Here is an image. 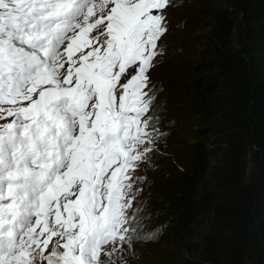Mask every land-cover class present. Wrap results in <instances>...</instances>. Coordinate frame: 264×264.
Listing matches in <instances>:
<instances>
[{
  "label": "snow or ice",
  "instance_id": "snow-or-ice-1",
  "mask_svg": "<svg viewBox=\"0 0 264 264\" xmlns=\"http://www.w3.org/2000/svg\"><path fill=\"white\" fill-rule=\"evenodd\" d=\"M178 0H0V264H127L163 155L151 71ZM162 91V89H161Z\"/></svg>",
  "mask_w": 264,
  "mask_h": 264
},
{
  "label": "trees",
  "instance_id": "trees-1",
  "mask_svg": "<svg viewBox=\"0 0 264 264\" xmlns=\"http://www.w3.org/2000/svg\"><path fill=\"white\" fill-rule=\"evenodd\" d=\"M178 3L168 28L198 33L185 32L184 61L162 62L152 81L160 130L188 134L156 156L149 211L178 243L177 264H264V0ZM188 3L191 16L177 11Z\"/></svg>",
  "mask_w": 264,
  "mask_h": 264
},
{
  "label": "rangeland",
  "instance_id": "rangeland-1",
  "mask_svg": "<svg viewBox=\"0 0 264 264\" xmlns=\"http://www.w3.org/2000/svg\"><path fill=\"white\" fill-rule=\"evenodd\" d=\"M205 0H193L194 3L197 2H204ZM185 7V8H184ZM188 7H191V4H184L183 6L180 5V7L178 8L177 11H179L180 9H182L181 12H183V14H187V16H191V13L188 11ZM176 11L172 12L171 8L168 9V15H167V22L170 23L173 19H172V15L175 14ZM180 20L179 23H181L183 20ZM177 26V24L175 25ZM179 28V27H176ZM198 26L197 25H192L190 27H188L186 24H182L181 27L178 29V31H174L173 28H171L169 26L167 33L164 35V37H162V42L164 45V54L158 58V63L156 64L155 68L152 69L151 71V79H153L154 73L156 72V69H158V67H160V65L162 64V62L164 63H169V64H173L171 62H176V61H184L182 60L183 58H185V56H183L181 54V52H185V45L181 44L183 37L185 36V32H187L188 30H191L190 32V36H193L195 33H198L197 31ZM191 44H193V42L191 43V41L187 42L188 47L190 46V48L192 47ZM181 55L183 56V58L181 57ZM191 57V56H190ZM180 62H176V64H181ZM175 65V64H174ZM170 72L168 71V74ZM173 77L172 75H168L167 78V82H171L170 88L172 89L175 87V90L177 89L176 84H173L174 82L172 81ZM173 82V83H172ZM173 86V87H172ZM173 90V89H172ZM174 91V90H173ZM178 101H175L174 104H169V106H181V100L179 99V96L177 97ZM175 106V107H176ZM172 114L171 117L169 119L172 118ZM188 117L183 118V120L181 121H186ZM189 119L187 120V123ZM183 122H181L182 125ZM185 123V122H184ZM173 133L178 136H187L188 134V127L185 126L184 129H173ZM174 134H172V136L170 138H167V142H165L164 144H161V151H169V147L174 143L175 140H173V136ZM168 145V146H167ZM156 157H154V161H156ZM163 170L162 167H160L157 163V165H153L150 169L146 170V171H141L140 175L141 176H148L147 178V182L143 185V192L140 196V199L142 201H146L148 203V208H152L153 210L156 209V203L154 201H151L153 199H151L152 197V183L154 184V180H151L152 177L155 176H159V171L158 170ZM150 177V179H149ZM163 177L165 178V174H163ZM154 186V185H153ZM148 201H151L153 203H150ZM151 205V206H150ZM152 213V212H151ZM159 220V215L152 213V219L150 221L147 222V227L149 230L155 229L157 228V223ZM176 244H178L175 241H171V240H167L162 238V235L160 234V236L158 237V239L156 241H149V242H144V241H137L135 243L134 246V254H130L127 256V264H177V262L175 263L174 260H172V253L174 251V245L176 246ZM170 256V257H168ZM174 257V256H173ZM184 257V256H183ZM170 258V259H169ZM168 259V261H167ZM176 261H184L183 259H176ZM179 263V262H178Z\"/></svg>",
  "mask_w": 264,
  "mask_h": 264
}]
</instances>
